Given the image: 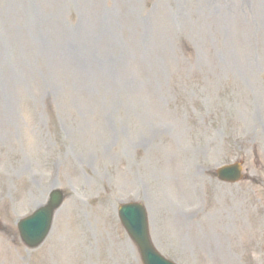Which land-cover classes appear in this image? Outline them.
<instances>
[{"label": "rangeland", "instance_id": "obj_1", "mask_svg": "<svg viewBox=\"0 0 264 264\" xmlns=\"http://www.w3.org/2000/svg\"><path fill=\"white\" fill-rule=\"evenodd\" d=\"M131 201L176 264H264V0H0V264H141Z\"/></svg>", "mask_w": 264, "mask_h": 264}, {"label": "water", "instance_id": "obj_2", "mask_svg": "<svg viewBox=\"0 0 264 264\" xmlns=\"http://www.w3.org/2000/svg\"><path fill=\"white\" fill-rule=\"evenodd\" d=\"M239 167H228L218 171L221 180L235 182L240 179ZM62 195L59 191L50 194L46 207L39 209L31 217L19 224L21 238L29 248L37 247L46 237L53 212L61 205ZM120 221L129 237L137 246L143 264H170L153 249L147 228L144 208L140 204L122 205L118 209Z\"/></svg>", "mask_w": 264, "mask_h": 264}]
</instances>
